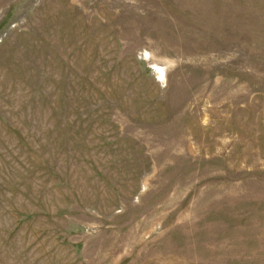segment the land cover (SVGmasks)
Returning a JSON list of instances; mask_svg holds the SVG:
<instances>
[{
    "label": "rangeland",
    "instance_id": "1",
    "mask_svg": "<svg viewBox=\"0 0 264 264\" xmlns=\"http://www.w3.org/2000/svg\"><path fill=\"white\" fill-rule=\"evenodd\" d=\"M0 264H264V0H0Z\"/></svg>",
    "mask_w": 264,
    "mask_h": 264
}]
</instances>
